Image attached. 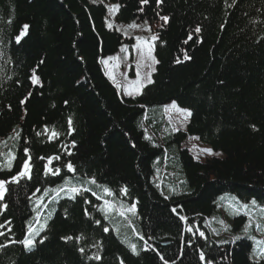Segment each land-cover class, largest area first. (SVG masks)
<instances>
[{
  "label": "trees",
  "instance_id": "16d2710c",
  "mask_svg": "<svg viewBox=\"0 0 264 264\" xmlns=\"http://www.w3.org/2000/svg\"><path fill=\"white\" fill-rule=\"evenodd\" d=\"M109 1L119 5L112 23L99 1L0 0V180L18 173L25 149L32 177L8 183L0 201V264H264L236 231L245 214L229 206L264 205V0ZM133 21L156 24L158 63L152 83L130 97L102 62L131 47L116 24ZM171 102L192 113L184 130L166 120ZM191 139L221 155L198 161ZM45 165L60 174L46 175ZM66 181L82 194L56 196ZM133 203L135 216L119 214ZM37 218L47 225L29 250L18 241Z\"/></svg>",
  "mask_w": 264,
  "mask_h": 264
},
{
  "label": "rangeland",
  "instance_id": "374dc122",
  "mask_svg": "<svg viewBox=\"0 0 264 264\" xmlns=\"http://www.w3.org/2000/svg\"><path fill=\"white\" fill-rule=\"evenodd\" d=\"M91 2L99 1L106 5L107 8V21L109 23L113 22V14L115 11L110 12L109 8L113 5L109 0H90ZM138 25L139 27H130V25ZM116 27L127 37L133 38V55L130 57V55H124L122 58L119 53L123 55L125 51H127L129 48L128 46H123L119 52L112 56L107 58L105 61H107V64L103 63L105 70L107 71V74L110 78H112V81L115 82L116 86L122 90V92H131V96L138 95L142 88L148 84V73L151 72V75L153 73V69L155 67L156 63L152 62V59L148 58V46L144 45L142 43H138V41H144L147 40L148 43L151 45V56L155 59L154 56V50H153V42L151 40V36L155 35V27L156 24H150L147 21L143 22H130L128 24H116ZM115 59H110V58ZM104 61V60H103ZM140 65L139 68H137V65ZM133 73L132 75H129L130 72ZM139 71L140 73V81L139 84H136L135 81L137 80L136 73ZM151 78V77H150ZM139 88V93L136 92V89ZM173 102L169 103L165 107V112L167 114L168 121L174 125L175 130H184L185 125L188 121V118L185 119L181 113L177 112L175 109H172L170 106ZM178 106V105H177ZM179 107V106H178ZM180 109H184L179 107ZM167 109V111H166ZM186 146H188L189 151L192 153L193 157L197 159L198 161H203L208 156H220L215 154H207L204 152V149H209L206 145L201 144L197 142L194 139L187 140ZM184 145V144H183ZM253 201L250 200L248 202H240V201H231L230 207H238L239 213H244L247 220L246 222L240 226L236 231L241 230L242 233L245 234V226L250 224V227L248 229V234L252 237H255L257 240H264V205L259 204L257 201H255V204L253 205ZM242 205H247L248 207H242ZM260 225L261 228L258 229L256 226ZM246 236V235H245ZM244 236V237H245ZM247 237V236H246ZM252 240V239H250ZM253 242V250L256 249L258 246ZM125 244L127 248L131 251L130 245H132L130 242L125 241ZM253 250L251 252V258L255 261L258 260H264V257L261 256H255L253 255Z\"/></svg>",
  "mask_w": 264,
  "mask_h": 264
},
{
  "label": "snow or ice",
  "instance_id": "6c2138e0",
  "mask_svg": "<svg viewBox=\"0 0 264 264\" xmlns=\"http://www.w3.org/2000/svg\"><path fill=\"white\" fill-rule=\"evenodd\" d=\"M225 2L227 3V0H225ZM236 2H237V0H232V4L233 5ZM147 3H148V0H141V4L142 5L143 4H147ZM156 3H157V6H159V4L161 3V0H156ZM229 6H232V5H229ZM118 8H119V5H113V6H111L109 8V11L112 12V11L117 10ZM140 10L143 11L142 8ZM160 19L163 20V21H165V22H167L168 17L167 16H162V17H160ZM28 27H29L28 25H24L22 27L21 31L14 37V40H15V43L16 44H20L22 42V40L24 39V36L27 33ZM109 27H111V25H109ZM130 27H139V26L133 24V25H130ZM194 31H195V33H200L201 29H200V27H197ZM156 39H157V37L155 35H152L151 36V40L152 41H155ZM188 39L191 40L192 39V36L189 35ZM138 43H142L144 45H147L148 46V49H149V51H148V58L152 59V62L153 63H158V61H156L151 56V45L148 43V41L147 40L138 41ZM110 59H115V58L113 57V58H110ZM189 59H190V57L185 53L184 60H189ZM41 63H43V61H41ZM103 63L107 64V61H103ZM177 63H180V60H177ZM139 67H140V65L138 64L137 65V68H139ZM153 71H154V69H153ZM147 75H148L147 83L150 84V83H152V80L150 78L151 77V72H149ZM136 76H137V80L135 81V83L136 84H139V81H140V73H139V71H137ZM110 78H112V77L110 76ZM31 82H32L33 85H36V84H39L40 83V80L35 75V73L31 77ZM139 91H140V89L137 88L136 89V92L139 93ZM126 94L127 95H132V93L130 91L127 92ZM170 107L172 109H175L177 112L181 113V115H183L185 119H187L188 117H190L192 115V113L190 111H188L186 109H180L177 106L176 102H173ZM166 111H167V109H166ZM68 123H69V131L71 132L72 131V128H71L72 121H71V119H69ZM39 134L40 133H37V135H39ZM51 135H52V137H56L59 134L56 133L55 131H53L51 133ZM72 146L75 147V144L73 143ZM24 151H25V156L27 157V159H25L23 161L22 167L18 171V173L15 176H13L10 181L0 180V201H3L4 198H5V194L8 191V189L6 187V185L8 183H18L20 181V179H22V178H26V179H29V180L32 178L31 177V165H30L31 157L28 155V151L29 150L28 149H25ZM203 151L206 152L207 154L220 155L219 153H213L211 149H204ZM68 154L71 155L70 152ZM6 159H7V164L9 166V168H10L11 163H12V160L14 159L13 154L11 152L7 153ZM41 159H44V157H41ZM53 159L59 160L60 159V156H55V157L48 158V164H51ZM66 167H67V170L69 172H74L75 171V169H74V167H73V165H72L71 162H68L67 165H66ZM45 174L46 175H48V174H51V175H59L60 174V169L59 168H56V169L52 170V169H49L48 168V165H45ZM90 183L96 184V180L93 178V179L90 180ZM65 185L66 186H61L59 189L53 190V191H55L56 196H59L60 192H62V191L63 192H66L67 194H69V198L70 199H75V197L77 195H81L82 194V189L80 187L71 185L70 181H66L65 182ZM37 191H39V189H37ZM83 191H89V189L85 188V189H83ZM122 191H124L125 194H127V190L126 189H123ZM103 192L106 195H108V196H111L112 195V193L109 191V189L107 187H105L103 189ZM45 194H47V192ZM97 198L99 199L100 197H97ZM167 198L168 197L165 196V199H167ZM53 199H55V197H53ZM252 203L254 205L255 204V201H253ZM42 204H43V199L40 198L39 202L36 204V209H39L42 206ZM2 207L6 209L7 208V205L4 204V205H2ZM242 207L247 208L248 206L247 205H242ZM112 208H113V205L111 203H108L106 201L105 202V210H111ZM121 209L122 210L120 211L119 214L121 216H124L126 219H127L126 213H131L133 216H135L136 215V212H137L136 204L135 203H133L131 206L127 207L126 209L124 208L123 205H121ZM173 211L175 212L176 210L173 209ZM49 215H51V213H49ZM180 219L181 220H185V217L181 216ZM36 223H39V218H37ZM96 223L99 224V221H96ZM221 223H223V222H221ZM46 225H47V219L44 220V223H39V227H35L33 224H29L28 227H27V234H26L25 238L22 239V240H20V241H18V242L21 243L26 249L31 250V248L34 247L35 244L37 243L36 237L40 236V233L42 231H44V229L46 228ZM129 226H131V225L129 224ZM249 227H250V224L245 226V235L247 236V238L252 239L254 241V243L258 246L256 249L253 250V255L264 257V240H257V239H255V237L250 236L248 234ZM256 227L258 229L261 228V226L259 224ZM104 231L107 233L109 231V229L105 228ZM117 231H119V230L117 229ZM133 231H135V229H133ZM189 231H191V229H189ZM0 235H3V233H0ZM200 235L201 236H204V233L201 232ZM44 239H46V237L40 239L38 242L42 244L44 242ZM64 239L66 241L67 240H73V237L68 236V237H65ZM81 239H82V237H76L75 238V240H76L77 243ZM141 239H143V237H141ZM240 239H242L241 236H236L235 237V240H240ZM130 248H131V251L133 252L134 255H139V252L137 251L135 244L130 245ZM79 251L81 253H83L84 252V249L83 248H80ZM94 258L96 260H100L101 259V257L99 255H96ZM199 259L202 262L205 261V255H204L203 252H201L199 254ZM121 264H123V262H121ZM206 264H212V261L211 260H208V261H206Z\"/></svg>",
  "mask_w": 264,
  "mask_h": 264
}]
</instances>
